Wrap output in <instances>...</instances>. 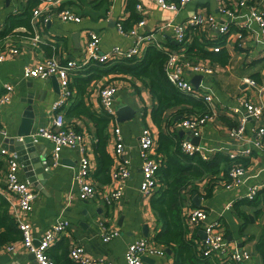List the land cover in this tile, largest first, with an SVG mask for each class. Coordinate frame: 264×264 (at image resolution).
Returning a JSON list of instances; mask_svg holds the SVG:
<instances>
[{"label": "crops", "instance_id": "crops-1", "mask_svg": "<svg viewBox=\"0 0 264 264\" xmlns=\"http://www.w3.org/2000/svg\"><path fill=\"white\" fill-rule=\"evenodd\" d=\"M132 1L134 0H64L54 5L51 18L47 22L44 23L39 18L37 20L40 22L35 24L34 21L36 20H32V14V28L17 25L6 36L0 38V50H4L6 44H11L19 49L16 53L6 52L8 54H6L5 60L0 62V94L5 91V84L14 86L9 100L2 105L0 123L5 132L0 129V147H5L9 152H13L10 146L15 147V143L11 139L16 140L18 138V131L25 116L32 118L33 126L30 134L36 128L48 125L52 119V105L62 95L60 82L56 88L49 78L25 77L23 72L26 66L36 65L50 56H57L62 60L75 59L80 63L84 62L86 58L85 44L91 31L100 34L103 50H110L117 45L127 48L133 43L134 37L121 32L118 28V22L128 20L132 26L135 25L137 21L132 19L134 13L140 17H147L146 24L141 26L139 31H154L165 46L169 41L176 43L173 30L161 26L168 20L182 21L198 10L211 12L221 21L226 19V16L221 15L219 11L221 0H192L180 10L164 8L152 0H135L132 6L129 4ZM138 1L144 3V12H140L136 8ZM28 3L29 0H0V25H2V29L5 23L9 22L7 21L9 14L24 12ZM64 6L70 7L82 19L80 21L62 20L59 16V10ZM234 21L231 36L227 34L224 42H221L224 45L223 48L228 51V63L223 65L214 62L217 64L214 65L216 71L214 73H202L203 77L197 88L200 87L201 90H206L214 95L216 109L221 106L226 108L236 105L239 97H246L264 107V35L260 31L256 19L250 16V12L247 10H242L236 15ZM236 31L243 33V38L240 39L243 46L237 43L239 39L235 38L237 36ZM215 32L214 28L210 30L211 34H215ZM205 35L209 38L208 34ZM35 36L41 40H33L32 37ZM212 45L207 47L211 51H213ZM251 66H255V70L250 71L251 74L243 75L242 69ZM86 68L82 67L75 73L85 76L84 70ZM194 74L196 73L188 71L187 75L191 79ZM228 74H232L235 79H225L224 81L223 78ZM245 76L255 78L259 88L248 87L243 89L242 80ZM212 78L216 82L210 83ZM107 84L116 86L114 102L116 121L110 122L107 145V150L114 160L111 166V176L112 169L121 160V156L118 157L115 153L117 139L114 132L115 123L120 127L125 143L124 155L131 159L129 164L130 175L125 180L123 194L118 201L113 204L104 203L101 192L95 197L82 199L80 197V184L75 177L82 158L80 148L78 146L63 147L57 162H54L52 156L53 143L44 139L40 141V153L44 152L46 148V157L49 160L47 168L53 171L45 183L38 180L33 185L28 180L29 176L24 170V163L20 162L19 177L28 181L33 188L38 190V195L32 202V209L30 211L23 210L18 206L16 197L7 187V161L0 159L3 160V167L0 169V192L8 198L10 212L17 222L19 218L28 220L31 224L32 233L36 238H39L58 219L66 218L70 221L69 229L61 233L49 249L50 254L61 261L64 260L65 251H69V255L68 253L67 255L72 262L80 264L70 257V247L74 243H79L85 247L90 255L104 256L110 259L113 264H128L125 258L128 246L136 239L145 236L155 239V234L161 229V224L151 206V198L155 194L158 195V190L163 189L165 184L159 183L150 197L143 195L141 190L142 158L139 146V136L144 126H150L158 139L159 128L153 121L151 114L156 100L149 86L135 76L131 74H109L103 78L92 80L84 89V100L94 112H103L100 89ZM72 86L73 96L68 97L65 105L69 124L86 135L88 148L91 151L94 183L100 190L110 189L115 185V183H111L112 177L108 183L96 182L94 177L97 168L94 150L97 136L94 121L84 114L68 116V110L79 100L76 94L77 86L75 84ZM126 104L135 110V115L118 121L117 110ZM170 112L171 110H169V114ZM181 117L182 115L177 118L180 119ZM227 117L235 122L227 112H220L212 120L206 122L199 134L200 143L209 155H213L219 150L228 152L238 145L237 141L229 136L231 126ZM252 125L253 121L249 120L248 128ZM182 136L185 137L187 134ZM222 172L219 176H223ZM263 180L264 151L255 150L254 158L251 159L245 173L244 184L227 188L226 179H219L213 185L212 195L206 197L204 193L210 185L209 179L205 178L202 181L192 183L198 186V190L187 195L184 194L182 214L188 223L187 235L192 238L199 250H201L205 231L203 225L189 222L187 214L193 207H204L208 212V219H219L223 222L226 237L230 241L231 247L244 249L251 256L243 264H264L263 255L258 249V243L264 237V201L261 198L254 204H240L239 208L236 206L238 201L246 198L249 185ZM197 194L201 196L199 204L194 199ZM241 211H245L246 216L241 215ZM101 221H104L110 228L119 229L120 235L110 241L103 240L99 233ZM1 231L2 228H0ZM155 241L157 240L155 239ZM14 242L16 244L14 249H9L7 243L0 246V263L35 264L33 253L19 240ZM168 248L165 247V254L163 255L152 253L145 255L143 264H174L175 253L171 248V252H168ZM2 255L6 256L3 260L1 259Z\"/></svg>", "mask_w": 264, "mask_h": 264}, {"label": "built area", "instance_id": "built-area-1", "mask_svg": "<svg viewBox=\"0 0 264 264\" xmlns=\"http://www.w3.org/2000/svg\"><path fill=\"white\" fill-rule=\"evenodd\" d=\"M64 0H38L33 8L32 20L35 24L47 22L52 15L54 5ZM162 7L171 10H180L187 6L192 0H152ZM144 3L138 1L136 8L140 12H144ZM242 10L250 12V16L256 19L261 33L264 35V0H221L219 11L221 15H225V20H219L217 16L211 12L198 10L185 20L174 21L168 20L162 27H169L173 30L176 47L165 46L159 40V36L154 31L140 32L139 28L146 24V16L141 17L135 25L126 29L122 21L118 22V28L121 32L134 37V41L127 48L122 46H114L110 50H103L101 47V36L98 32L91 31L85 44L86 58L80 63L75 59L62 60L57 56H50L38 64L26 66L24 68V76L27 78H49L56 75L62 87V95L52 105V119L46 126L36 128L30 136L35 142L41 140H50L53 143L52 156L54 162H57L60 151L65 146H78L82 152V158L78 172L75 177L80 184V197L82 199L92 198L101 192V197L106 204H113L118 201L123 194L125 180L130 175L129 164L130 157L124 155L125 143L121 135L120 127L115 123L114 132L116 134L115 153L121 160L118 165L112 169V182L115 185L110 189L100 190L94 183L92 177V160L90 150L88 148L86 135L71 126L65 112V105L71 94V82L73 74L80 68L88 66L94 62H107L122 57L142 56L146 48L153 44L159 48L165 49L167 59L165 61V72L168 79L181 91L193 94L197 97H203L209 104V112L203 114H195L194 116H186L176 123L178 129H184L187 136L182 141V150L188 154L200 152L204 158L210 155L204 151L201 143L196 144L192 141V136H199L203 126L207 121L212 120L218 113L227 112L235 120V124L229 128V136L237 141V147L231 148L227 154L235 159L241 156L254 158L255 150L264 151V107L254 101L239 97L236 105L231 107H217L214 102V95L206 90H201L188 77V71L195 73H214V63L206 58H192L188 52V44L192 39V33L204 32L209 38L216 39L221 35L229 34L231 36L234 24V18ZM59 16L64 21H80L82 18L74 12L70 7L64 6L59 10ZM245 26V24H243ZM2 29V25H0ZM216 30L215 34H211L210 30ZM240 28V27H239ZM235 38L239 40L237 43L243 46L240 41L243 38L242 31H236ZM229 38V37H228ZM33 40H41L38 36L32 37ZM212 50L218 52L224 47L222 43H215ZM19 49L11 44H6L4 50H0V62L5 60L6 54L18 52ZM8 52V53H6ZM243 89L259 88L255 78L245 76L243 78ZM14 86L5 84V91L0 94V119L2 105L9 100L10 93ZM115 92L114 84H107L100 89V98L103 111L112 115V121H116L115 115ZM252 120L253 125L248 128V121ZM0 129L5 132L1 127ZM140 155L142 158V174L141 190L145 197H150L155 188L160 183L158 170L161 159L156 151L157 137L150 126H144L139 136ZM0 159H5L8 164L6 173L7 187L9 191L16 197L18 206L26 211L32 209V202L38 195V190L33 188L28 181L19 177L18 170L20 161L16 152H9L7 148L0 147ZM249 165L234 162L230 169V181H226L227 188H234L245 183V173ZM110 183V184H111ZM264 189V180L259 183L251 184L248 187L246 199H256ZM190 223L203 225L205 237L201 245V252L204 256L212 258H220L222 261H230L243 264L245 260L251 256L248 251L239 247H231L230 241L226 237L224 224L219 219H208V212L204 207H193L187 214ZM19 228L22 231V238L19 240L31 253L34 254L35 264H58L56 259L50 254V247L58 236L66 232L70 227V221L66 218H60L55 224L50 226L44 234L36 238L32 233L31 224L24 218L18 219ZM100 235L103 240L110 241L112 238L120 235L117 228H110L101 221ZM37 240V241H36ZM15 242L7 243L9 249H14ZM165 254V247L155 241L154 238L148 236L138 238L133 241L127 248L126 261L128 264H143L144 256L147 254ZM70 257L80 264H113L110 259L104 256H93L87 253L85 247L79 243H74L70 247Z\"/></svg>", "mask_w": 264, "mask_h": 264}, {"label": "trees", "instance_id": "trees-1", "mask_svg": "<svg viewBox=\"0 0 264 264\" xmlns=\"http://www.w3.org/2000/svg\"><path fill=\"white\" fill-rule=\"evenodd\" d=\"M134 2L135 0L129 2V4L133 6ZM37 3L38 0H29L27 9L24 12L19 14L10 13L7 20L9 22H6L4 28L0 30V38L6 36L17 25L32 28L31 16ZM140 18L138 14L134 13L132 19L138 21ZM122 22L126 29L132 26L128 20H122ZM225 37L226 35H221L216 39H209L204 32L193 31L192 39L187 48L188 52L194 59L206 58L213 63L219 62L225 65L229 60L226 48L218 52L207 48L210 44L224 42ZM167 43L169 47H176L177 45L172 41ZM167 56L165 49L151 44L142 56L122 57L107 62L97 61L85 66L87 67L84 70L85 76L76 73L72 76L70 86L71 89L72 84L77 86L76 94L79 100L68 110V116L84 114L94 121L97 136L94 147L97 168L94 177L96 182L108 183L111 181V166L114 161L107 150L112 115L105 111L102 113L94 112L84 100V89L92 80L103 78L109 74H131L144 81L156 100L151 114L153 121L159 128L156 151L161 162L158 175L160 183L165 184L163 189L157 191L159 194H155L151 198V206L156 213L158 222L161 224V229L155 234V239L160 244L173 250L176 256L174 264H238L202 254L192 238L187 235L188 223L182 214L183 199L184 194L187 195L198 190V186L192 184L193 182L202 181L205 178L209 179L210 185L207 187L204 196H211L214 190L213 185L219 179L224 178L226 181H230L229 173L235 161L249 165L251 160L249 157L243 156L236 158V160L232 159L223 150L215 152L208 158H204L200 152L188 154L182 150L184 137L179 132L180 129H178L176 123L186 116L209 112L210 106L203 97L181 91L168 79L165 72ZM70 95L73 96V90ZM169 110H171L170 114ZM180 115L182 117L178 119L177 117ZM227 119L230 126L235 124L230 118L227 117ZM2 167L3 160H0V169ZM221 172L223 176H219ZM261 198L264 201V189L261 190L256 199L249 200L245 198L238 201L236 206L239 208L240 204H254L260 201ZM240 214L246 216L245 211H241ZM0 228H2L0 246L22 238V231L18 222L10 212V202L2 192H0ZM258 249L264 258V237L260 239ZM67 253L69 255V251H65L63 261L56 259L58 264H77L72 262Z\"/></svg>", "mask_w": 264, "mask_h": 264}, {"label": "water", "instance_id": "water-1", "mask_svg": "<svg viewBox=\"0 0 264 264\" xmlns=\"http://www.w3.org/2000/svg\"><path fill=\"white\" fill-rule=\"evenodd\" d=\"M202 73H196L192 76L191 80L195 83L196 86H199L200 80L202 79ZM49 80H52L54 86L57 88L59 85V80L56 75H52L49 77ZM135 115V110L130 105H123L118 108L117 110V120L121 121L126 118ZM33 126L32 118L29 116H25L21 127L18 131V138L15 140L14 138L11 139L15 143L14 146H10V149L13 152H16L18 155L19 161L24 163V170L26 171L27 175L29 176L28 180L35 185L38 180L41 183H45L46 179L51 175L52 169L47 168L49 165V160L47 156V150L45 148L44 152L40 153L41 150V143L35 142L33 138L30 136V132ZM182 135L186 133L184 129H180L179 131ZM192 141L196 144L200 143L199 136H192ZM8 145V144H5ZM194 199L199 204L201 200L200 195H196ZM205 231V230H204ZM206 234H204L205 237ZM168 252H171V249H167ZM34 255V254H33ZM6 256L2 255L1 259L3 260Z\"/></svg>", "mask_w": 264, "mask_h": 264}, {"label": "rangeland", "instance_id": "rangeland-1", "mask_svg": "<svg viewBox=\"0 0 264 264\" xmlns=\"http://www.w3.org/2000/svg\"><path fill=\"white\" fill-rule=\"evenodd\" d=\"M214 65L216 66L217 64H214ZM254 70H255V66H251L250 68H246V69L243 68L241 72L243 73V75L244 74H251L250 71H254ZM206 78H207V76H206ZM206 78H204V80H206ZM223 79L225 81V79H229V80L233 79L234 80L235 78H234V76L232 74H228ZM214 82H216L214 79L210 80V83H214Z\"/></svg>", "mask_w": 264, "mask_h": 264}]
</instances>
